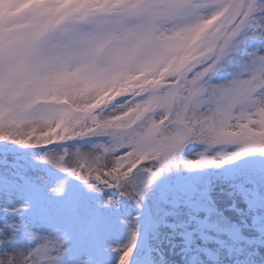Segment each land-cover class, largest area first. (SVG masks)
<instances>
[{"label": "snow or ice", "instance_id": "1", "mask_svg": "<svg viewBox=\"0 0 264 264\" xmlns=\"http://www.w3.org/2000/svg\"><path fill=\"white\" fill-rule=\"evenodd\" d=\"M75 3L0 29V264H264V0ZM154 44L186 52L105 102ZM89 81L90 103L59 92Z\"/></svg>", "mask_w": 264, "mask_h": 264}, {"label": "clouds", "instance_id": "2", "mask_svg": "<svg viewBox=\"0 0 264 264\" xmlns=\"http://www.w3.org/2000/svg\"><path fill=\"white\" fill-rule=\"evenodd\" d=\"M223 3V0H219ZM50 8V15L59 17L66 12H74L79 5L75 0H0V29L5 30L6 35L31 33L43 28L48 22L45 17H33L29 15L35 7ZM198 17L188 18V23H196ZM168 21H161L160 29L168 28ZM173 44L178 42H171ZM186 50L176 48L169 50L154 44L143 51L142 54L124 61L114 60L110 65L112 79L102 87L107 89L104 96L105 102H111L115 98L114 93L131 94L136 86L142 84L150 76L157 75L165 65L175 66L185 55ZM156 61H162L157 63ZM101 85L94 81L74 82L67 86H60V94H67L77 103H90L97 95Z\"/></svg>", "mask_w": 264, "mask_h": 264}, {"label": "rangeland", "instance_id": "3", "mask_svg": "<svg viewBox=\"0 0 264 264\" xmlns=\"http://www.w3.org/2000/svg\"><path fill=\"white\" fill-rule=\"evenodd\" d=\"M173 178L164 179L161 181V187L167 185L172 182ZM201 220H205L206 216L199 217ZM231 224L238 225L240 224V218L238 216H231L230 217ZM249 225L248 229H245V233L252 228L254 224L264 223V209L257 207L256 212L250 216L247 220ZM165 258L169 261V264H187L186 257L180 252L179 249H171L168 248L165 251ZM200 264H210V261L207 257L200 258Z\"/></svg>", "mask_w": 264, "mask_h": 264}]
</instances>
